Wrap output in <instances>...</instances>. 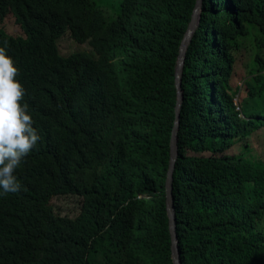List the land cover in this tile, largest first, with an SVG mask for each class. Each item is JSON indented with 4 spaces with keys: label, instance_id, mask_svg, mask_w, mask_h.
<instances>
[{
    "label": "trees",
    "instance_id": "obj_1",
    "mask_svg": "<svg viewBox=\"0 0 264 264\" xmlns=\"http://www.w3.org/2000/svg\"><path fill=\"white\" fill-rule=\"evenodd\" d=\"M113 2L0 0V46L40 136L21 189L0 197V264H173L174 72L197 0ZM62 37L86 50L61 54ZM181 90V262L264 264V159L248 154L264 138V0H203ZM66 197L69 230L52 226Z\"/></svg>",
    "mask_w": 264,
    "mask_h": 264
},
{
    "label": "clouds",
    "instance_id": "obj_2",
    "mask_svg": "<svg viewBox=\"0 0 264 264\" xmlns=\"http://www.w3.org/2000/svg\"><path fill=\"white\" fill-rule=\"evenodd\" d=\"M18 76L4 41L0 46V197L21 189L16 170L40 140L29 106L23 103L26 90Z\"/></svg>",
    "mask_w": 264,
    "mask_h": 264
},
{
    "label": "water",
    "instance_id": "obj_3",
    "mask_svg": "<svg viewBox=\"0 0 264 264\" xmlns=\"http://www.w3.org/2000/svg\"><path fill=\"white\" fill-rule=\"evenodd\" d=\"M202 5H203V0H197L192 15V21L187 29V32L180 46L179 57L174 72V87L176 91V103L174 107L175 122L172 131V138H171L170 165H169L167 178H166V185H165L166 208L169 218L173 264H182L180 258L179 240L177 235L176 214H175L174 197H173L174 174L178 159V133L180 129V116H181L180 111L183 102V93L181 90V78L187 57L188 48L190 47L192 40L196 34V31L200 26Z\"/></svg>",
    "mask_w": 264,
    "mask_h": 264
},
{
    "label": "rangeland",
    "instance_id": "obj_4",
    "mask_svg": "<svg viewBox=\"0 0 264 264\" xmlns=\"http://www.w3.org/2000/svg\"><path fill=\"white\" fill-rule=\"evenodd\" d=\"M121 0H114V7L109 6L108 9L110 12L115 13L117 8H119V3ZM9 24H12L11 22ZM12 30H9L11 34L20 35L19 31L16 29V26L13 22ZM60 52L63 55H68L75 51H85L86 45H81L70 41L67 38L62 37L58 40ZM249 153L255 159H264V138L261 132L256 133L249 139ZM237 154L239 156L245 154L243 147L238 148ZM54 204L57 207L58 214H61V217L55 219L52 222V226L58 227L64 230H69L72 228L73 219L79 213V200L75 197H66L54 200Z\"/></svg>",
    "mask_w": 264,
    "mask_h": 264
},
{
    "label": "built area",
    "instance_id": "obj_5",
    "mask_svg": "<svg viewBox=\"0 0 264 264\" xmlns=\"http://www.w3.org/2000/svg\"><path fill=\"white\" fill-rule=\"evenodd\" d=\"M237 111H240V109H239V108H237Z\"/></svg>",
    "mask_w": 264,
    "mask_h": 264
}]
</instances>
